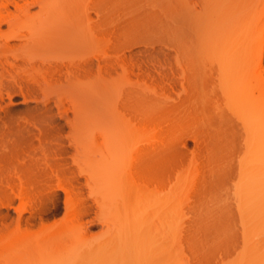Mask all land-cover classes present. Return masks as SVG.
Segmentation results:
<instances>
[{
    "label": "bare ground",
    "instance_id": "bare-ground-1",
    "mask_svg": "<svg viewBox=\"0 0 264 264\" xmlns=\"http://www.w3.org/2000/svg\"><path fill=\"white\" fill-rule=\"evenodd\" d=\"M258 1L0 7V264H264Z\"/></svg>",
    "mask_w": 264,
    "mask_h": 264
},
{
    "label": "rangeland",
    "instance_id": "rangeland-1",
    "mask_svg": "<svg viewBox=\"0 0 264 264\" xmlns=\"http://www.w3.org/2000/svg\"><path fill=\"white\" fill-rule=\"evenodd\" d=\"M41 0H0V7L2 8V6H4V5H6L8 8H10L11 10H13L14 11V9L15 8H17V7H19V6H23V5H28V6H31L34 10H37V8H38V3L40 2ZM260 1V2H259ZM258 1V3L256 4L255 3V6L253 7L254 9H252V10H254V12L252 11V14L254 13V15H252L251 14V16L254 18V24H256V27H255V25L253 26L254 28H252V31H251V34L249 35L251 38H249L248 36V39H249V43H250V53H249V56H250V67L252 68V70H254L255 69V71H256V68H255V66H253V64H251L252 62H254L253 60H256L255 59V57H256V55H257V50L256 49H261V57H260V61H261V67L260 66H258V67H260V68H258L259 70H257V71H260L261 72V74L263 75V77H264V0H259ZM228 5V4H227ZM224 14H222V15H220V16H223ZM256 15V16H255ZM257 22V23H256ZM256 28V29H255ZM2 29L3 30H5V31H7L8 30V27H7V25L6 24H3L2 25ZM228 29V28H227ZM220 31V30H219ZM222 31H224V30H222ZM229 31V30H228ZM221 38V37H220ZM263 38V39H262ZM251 40V41H250ZM220 41H221V39H220ZM256 42V43H255ZM254 44H257V46L256 45H254ZM140 47H149V46H144V45H142V44H140L139 45ZM256 46V47H255ZM253 48H255V49H253ZM254 50V51H253ZM256 51V53H254ZM259 51V50H258ZM256 54V55H255ZM253 67H254V69H253ZM248 90H251L252 88H254L255 87V82L253 81V80H249V82H248ZM14 101V102H13ZM12 102L13 103H11L10 102V106L13 108V109H15V110H21V109H23L24 107H26V106H28L29 104H32L31 102H29V101H25V100H23L20 96H15L13 99H12ZM218 103V104H220L226 111H227V108L225 107V98H224V96L221 94V93H219L214 99H213V103ZM230 115H231V117L232 118H237L236 116H237V114H235L234 112H232V109H231V111H230ZM240 135V138L239 139H241V138H245L246 139V133L244 132V131H242L241 133H239ZM245 139H241V144L238 146L239 148H241L240 149V151L241 152H243L244 154H247V149L245 148V144H244V142H245ZM244 140V141H243ZM239 141V140H238ZM195 142L190 138V136H185V144H186V147H187V151L188 152H191V151H193L194 150V144ZM63 196V195H62ZM58 205H59V207L61 208V211H62V209H63V201H62V199H60L59 201H58ZM62 216V214H57L56 216H55V218L54 219H58V218H60ZM52 221V219L51 220H49V222H51ZM94 229V230H93ZM100 225L99 224H97L96 226H94V227H92V231H94V232H96V234L97 233H100L101 231H100ZM100 231V232H99Z\"/></svg>",
    "mask_w": 264,
    "mask_h": 264
}]
</instances>
